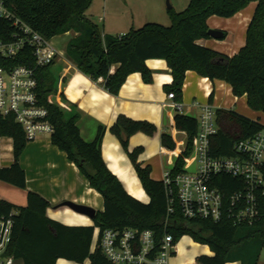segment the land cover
I'll use <instances>...</instances> for the list:
<instances>
[{"label":"trees","instance_id":"16d2710c","mask_svg":"<svg viewBox=\"0 0 264 264\" xmlns=\"http://www.w3.org/2000/svg\"><path fill=\"white\" fill-rule=\"evenodd\" d=\"M94 0H5L7 6L23 21L48 39L73 31L76 33L67 46V54L77 68L94 80L103 78L107 91L117 95L134 72H140L146 83L153 81L146 61L163 58L172 69V84L166 87L175 94L179 103L183 100L186 72L193 70L211 80H223L231 85L236 96H247L249 107L264 113V0H190L182 11L169 10L171 25L147 22L140 28H132L120 36L104 33L97 23L86 16ZM257 2L249 23L245 45L233 56L199 44L210 38L209 17L230 18L244 10L251 2ZM14 28L10 21L0 17V39L10 40ZM7 66L24 64L35 66L32 49L27 47L15 59L0 57ZM116 65L114 71L113 66ZM49 66L38 69V92L41 103L49 110L55 125L51 140L67 153L88 179L92 188L104 199V210L97 211L94 225L69 226L47 215L51 203L37 192L29 191L26 207L0 200V219L13 216L14 225L8 254L24 264H58L60 258L76 263L90 260V264H114L99 247L93 248L94 231L134 228L154 231L157 239L166 232L177 243L184 235L207 244L213 256L202 255L201 264H258L264 249V223L236 226L228 218L219 222L204 219H188L179 209L168 216L166 188L163 180L151 177V167L139 162L142 147L129 150V137L137 132L154 135L157 127L148 121L119 116L111 127L121 140L141 183L150 196L144 203L127 192L119 178L108 168L101 154L105 127L100 126L93 141H85L81 135L77 113L67 114L53 99L55 80ZM212 98V95L210 96ZM218 131L211 138L215 156H233L235 144L258 132L263 124L234 109H216ZM198 119L177 112L173 126L185 131L188 145L179 153L172 176L184 171L193 150L198 132ZM123 132L126 138H123ZM4 136L13 138L14 163L0 167V180L26 189L27 177L20 163L29 140L14 115L0 113V150ZM162 144L176 149V143L168 134L162 135ZM219 178H229L219 176ZM223 189L224 188L222 187Z\"/></svg>","mask_w":264,"mask_h":264},{"label":"crops","instance_id":"0c3cea01","mask_svg":"<svg viewBox=\"0 0 264 264\" xmlns=\"http://www.w3.org/2000/svg\"><path fill=\"white\" fill-rule=\"evenodd\" d=\"M256 6L257 2L253 1L230 18L217 15L209 17V27L223 30L226 35L219 39L213 37L201 39L198 43L229 56L235 55L246 43L247 29ZM103 10L106 16H99V21L103 24L104 33L120 36L135 28L136 21L153 22L152 19L157 15L155 13L160 11L162 13L164 9L160 1L154 4L146 2L129 4L125 1L124 4L119 5L115 0H104ZM163 23L167 24V21ZM55 38H53L54 42H56ZM67 46L68 43L65 46L66 58L61 57L49 67L53 78V73H57V79L54 80L57 97L62 101L59 105L67 114L79 115L78 126L85 141H93L99 127H105L101 143V154L105 163L119 178L127 192L144 203L150 202V196L145 191L120 138L111 131L119 116L148 121L157 127L154 135L137 132L130 136L129 150L142 147L139 162L143 166L151 167L153 179L163 180L165 174L174 169L179 153L188 145L187 133L173 126L177 112L199 119L203 105L211 104L215 109H234L254 120H257L255 117L262 113L249 107L246 95L236 96L227 82L211 80L193 70L186 72L183 100L178 110L175 101L168 97L166 87L172 84L173 76L172 69L163 58H151L146 61L153 75L151 83H146L140 72H134L127 77L117 95L111 94L105 89L104 80H94L77 68L76 62L67 54ZM115 68L116 65L113 66L112 71ZM163 134L173 138L176 143L175 150L162 144ZM123 138H126L124 132ZM13 163V138L4 136L1 139L0 167H10ZM20 163L26 173L27 188H19L0 180V200L26 207L29 191L37 192L51 203L47 215L69 226L92 225L93 219L64 206L65 201L87 205L96 211L104 210L103 196L90 186L78 166L69 161L67 153L52 143L51 135L41 134L36 139L30 140ZM196 167L197 164L195 166L189 156L184 170L194 171ZM186 249L193 253L184 259L183 252ZM202 255L213 256L214 252L209 245L197 242L193 238L188 244L178 241L176 252L172 255L169 264H201L198 258ZM16 264H24V262L18 260ZM58 264H90V260L76 263L60 258ZM227 264L242 263L236 261Z\"/></svg>","mask_w":264,"mask_h":264},{"label":"built area","instance_id":"2783aa9c","mask_svg":"<svg viewBox=\"0 0 264 264\" xmlns=\"http://www.w3.org/2000/svg\"><path fill=\"white\" fill-rule=\"evenodd\" d=\"M0 17L10 21L14 28L10 40L0 39V57L15 59L29 47L35 59L34 67L7 66L0 62V113L14 115L29 141L41 134L52 135L55 125L40 101L38 69L52 65L64 53L53 38H46L23 21L5 0H0ZM168 97L179 110L181 105L175 94L170 92ZM198 121L192 150L198 155L196 169L184 170L176 176L167 172L163 179L168 216L179 209L188 219L219 222L228 218L236 226L264 223V124L254 135L235 144L233 156H215L211 138L217 133L218 125L213 105H203ZM13 225L12 215L0 219V264L17 262L8 254ZM96 247L114 264H169L176 252L171 233L157 239L150 229H99Z\"/></svg>","mask_w":264,"mask_h":264},{"label":"rangeland","instance_id":"374dc122","mask_svg":"<svg viewBox=\"0 0 264 264\" xmlns=\"http://www.w3.org/2000/svg\"><path fill=\"white\" fill-rule=\"evenodd\" d=\"M115 1L119 5L124 4L125 1H127V3H129V4H131V3L132 4L133 3L134 4H138V3H141V2L154 4V3L158 2V1H160V3L162 4V9H164V10L162 11V13H161V11L155 13L157 15L154 16V19H152V20H154L153 22L161 23V24H164L166 26L171 25V19H170V15H169V10L170 9H172L174 11H176V10L180 11V10L185 9L188 6V4H189L188 3L189 0H115ZM103 2H104V0H94L93 4L91 5V7L86 12L87 18H89L90 20H92L95 23H97L101 30H103V24H102V22L99 21V16H101V15H105L106 16V14H105V12L103 10ZM164 21L165 22L167 21V24L163 23ZM146 23H147L146 21H142L141 23L139 21H136L135 28H140ZM75 35L76 34L73 31H71V32L66 33V34H62V35L56 36V38H55L56 42L55 43H56V46L59 47L60 50H62V52L64 53V55L62 56L63 58H66V56H65V50H66L65 46H66V44L70 41L71 37H73ZM56 74L57 73H53L55 79H57V75ZM55 88H56V92H57L56 83H55ZM53 100L57 104H61L62 103L61 99L57 97V93H55ZM255 119L259 120L261 123L264 124V113L262 112L261 115L255 117ZM190 159H191V161L194 162V165L196 166L197 160H198V155L195 154L194 152H192V154L190 155ZM193 169H191V170H193ZM92 225H94V220H93V224ZM98 234H99V228L95 227L93 248L96 247V243H97V240H98ZM190 241H192V237L190 235H184L179 240L180 243H185V244L190 243ZM192 253L193 252L191 250L186 249L185 252H183V256L185 257L184 259H186L188 256H191ZM258 264H264V249L261 252Z\"/></svg>","mask_w":264,"mask_h":264},{"label":"water","instance_id":"95a60500","mask_svg":"<svg viewBox=\"0 0 264 264\" xmlns=\"http://www.w3.org/2000/svg\"><path fill=\"white\" fill-rule=\"evenodd\" d=\"M208 34L210 37L217 38V39L223 38L226 35L225 31L218 30V29H212V28L208 30ZM63 205L70 207L71 209H73L74 211L78 213L87 215L93 220L97 214V211L94 208L87 206V205L77 204L71 201H65L63 202Z\"/></svg>","mask_w":264,"mask_h":264}]
</instances>
